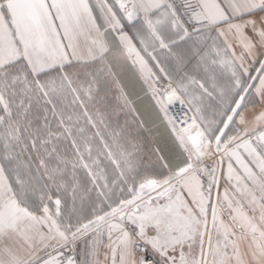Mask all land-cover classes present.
<instances>
[{"label": "snow or ice", "instance_id": "6c2138e0", "mask_svg": "<svg viewBox=\"0 0 264 264\" xmlns=\"http://www.w3.org/2000/svg\"><path fill=\"white\" fill-rule=\"evenodd\" d=\"M0 264H264V0H0Z\"/></svg>", "mask_w": 264, "mask_h": 264}]
</instances>
